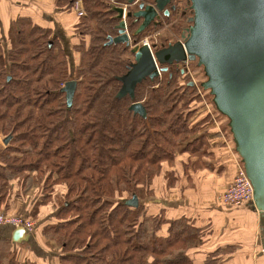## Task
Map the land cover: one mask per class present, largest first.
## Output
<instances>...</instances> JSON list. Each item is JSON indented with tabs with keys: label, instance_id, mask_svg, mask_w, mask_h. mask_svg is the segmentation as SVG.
<instances>
[{
	"label": "trees",
	"instance_id": "obj_1",
	"mask_svg": "<svg viewBox=\"0 0 264 264\" xmlns=\"http://www.w3.org/2000/svg\"><path fill=\"white\" fill-rule=\"evenodd\" d=\"M53 1L57 9L69 13L76 0ZM81 1L85 17L73 26L80 38L73 47L79 55L73 76L64 42L30 17L10 23L9 44L0 38V138L10 137L0 149L3 214L9 215L8 202L14 196L23 198L35 186L25 219H39L38 211L48 205L56 209L41 226L40 236L47 249L59 250L58 264H192L189 252L208 236V227L198 228L164 208L149 214L146 203L127 207L123 198H150L156 179L163 176L170 185L178 179L189 182L195 179L198 163L208 166L200 157L215 145L216 133L204 96L211 97L210 107L220 123L227 117L216 110L201 83L204 94H197L183 64L162 66L166 70L159 77L136 86L133 100L116 99L121 86L117 78L127 72L134 56L131 50L140 47L146 32L132 37L129 45L108 44L119 34L109 5L126 6L135 13L140 4L152 5L154 0ZM178 1L173 0L168 16H163L174 22L165 31L175 36L173 42L185 33L193 16L190 5L184 1L180 7ZM126 22L132 35L141 19L131 16ZM152 29L164 27L157 23ZM187 63L190 70L194 62ZM68 81L76 82L69 109L62 91ZM133 103L143 105L146 118L129 111ZM221 125L230 133L228 119ZM227 154L217 156L209 168L231 173ZM178 156L195 157L182 163L181 177L166 169ZM6 248L1 241L0 264H39L11 259Z\"/></svg>",
	"mask_w": 264,
	"mask_h": 264
},
{
	"label": "water",
	"instance_id": "obj_2",
	"mask_svg": "<svg viewBox=\"0 0 264 264\" xmlns=\"http://www.w3.org/2000/svg\"><path fill=\"white\" fill-rule=\"evenodd\" d=\"M187 1L193 12L189 19L191 26L179 41L158 49L153 55L145 45L134 47L127 72L117 78L121 86L116 99L128 96L133 100L136 86L146 79H156L158 69L166 70L162 66L197 61L206 78L201 87L210 91L216 110L229 120L235 152L254 190L253 207L264 216V0ZM172 2L154 0L152 5L140 4L135 13L126 11L125 16L123 7L109 5V11L118 21L119 34L110 38L108 44L129 45L132 37L151 24L156 25L161 15L168 16L167 7ZM131 16L141 19V24L128 35L124 18ZM75 89V81L63 86L68 109ZM129 111L146 118L141 103H133ZM9 141L10 137H6L3 145ZM124 205L137 208V196L124 201ZM28 235L24 228H15L12 241L26 242Z\"/></svg>",
	"mask_w": 264,
	"mask_h": 264
},
{
	"label": "crops",
	"instance_id": "obj_3",
	"mask_svg": "<svg viewBox=\"0 0 264 264\" xmlns=\"http://www.w3.org/2000/svg\"><path fill=\"white\" fill-rule=\"evenodd\" d=\"M53 2V0H30L26 3H14L9 0H0V36L5 37L10 23L25 16L30 17L35 24L49 28L53 35L70 34L76 18L72 12L66 13L57 9ZM211 118V129L216 133L213 135L215 145H211L214 150L209 148L206 151L209 155L200 157V161L208 166L198 163L194 170L193 181L186 182L178 179L175 184L170 185L163 176L156 179L154 183L158 180L162 181V188L159 191L156 190L153 183V196L147 199L149 202L145 206L149 214H156L160 208H164L166 211L170 210L174 217L184 216L188 222H192L198 228H209L208 236L189 252L192 264H264V216L249 205L232 209L218 200V196L230 180L231 173L218 174L214 168H209L217 161V156L227 151L217 132V128L223 130L221 125L223 121L220 123L215 116ZM2 141L3 139L0 138V149L4 146ZM228 158L227 154L226 160ZM187 159L195 161V157H176L175 166L181 173L182 163ZM174 168L166 169L172 171ZM189 171L192 170L184 172L189 173ZM174 176L181 177L175 174ZM12 190H16V187ZM157 197L156 202L152 201ZM34 199L35 194L31 190L23 198L14 196L8 202L9 215L25 218L29 213L28 203H33ZM3 207L4 205L1 204L0 214L4 213ZM55 212L56 209L48 205L40 219H26L31 223L34 222L35 225L26 242H13L12 235L15 228L10 225H0V242L7 243L5 255L17 261L31 259L39 264H58V253L56 250L47 249L40 236L41 226L44 222L50 221ZM27 262L29 261L25 263Z\"/></svg>",
	"mask_w": 264,
	"mask_h": 264
},
{
	"label": "built area",
	"instance_id": "obj_4",
	"mask_svg": "<svg viewBox=\"0 0 264 264\" xmlns=\"http://www.w3.org/2000/svg\"><path fill=\"white\" fill-rule=\"evenodd\" d=\"M18 2L26 3L30 0H16ZM139 0H136L134 4L138 3ZM124 8V16L127 11V7L123 6ZM72 14L76 19H81L85 17V11L83 9V4L81 0H77L72 5ZM125 26H126V19L124 18ZM127 32V26L125 29ZM158 38V34L153 35V40ZM156 41L153 43L149 40L148 37L142 40V45H145L149 48L151 54L153 55L156 51ZM185 64L187 72L189 71V67ZM158 75H160L158 69ZM194 84V83H193ZM200 93V91H199ZM210 114V113H209ZM217 132L219 137L222 138L226 152L228 153V162L230 163V167L232 168L231 177L228 181L226 188L223 192L220 193L218 196V200L221 204L225 206H233V207H244L246 205H253V195L254 190L253 187L247 178L243 164L237 153L235 152V147L232 140L228 139L225 134L222 133L221 129L217 128ZM0 225H10L14 228H24L26 231L31 233L34 230V226L30 221H27L24 217L21 216H11V215H4L0 214Z\"/></svg>",
	"mask_w": 264,
	"mask_h": 264
},
{
	"label": "rangeland",
	"instance_id": "obj_5",
	"mask_svg": "<svg viewBox=\"0 0 264 264\" xmlns=\"http://www.w3.org/2000/svg\"><path fill=\"white\" fill-rule=\"evenodd\" d=\"M184 1H186V3L188 4V1L187 0H179L178 1V3H177V6H180V7H182V5H185V3H184ZM54 3V2H53ZM84 9V8H83ZM77 23V19L75 20V23H74V25ZM158 23H160V24H162V26L164 27V29H162V30H159V31H153V29H152V27H153V25L151 26H149V27H147V28H149L148 29V31H147V28L143 31V32H146L145 34H144V36H142V38H140L141 40H140V46L142 45V40L144 39V38H146V37H148L149 38V40L153 43L154 41H156V44L154 45V46H156V51L158 50V49H160V46H163V45H166V44H169L168 42L170 41V40H173L174 38H175V36L174 35H172V34H165V31H166V29L168 28L167 26L168 25H170V26H172V25H174L173 23V20L171 19L170 20V22L168 21V22H166L164 19H163V15H161V18H160V20H159V22ZM172 24V25H171ZM126 26H127V22H126ZM169 26V27H170ZM1 29V28H0ZM70 32V31H69ZM65 33V32H64ZM127 34L128 35H130L129 33H128V31H127ZM155 34H158V38H156V40H153V35H155ZM118 36V35H117ZM52 37H57V39H58V42H64V44H65V53H66V55H68V57H69V61H68V64H69V67H68V72L69 73H71V74H69V76H73V71H74V67L78 64V59H79V55L78 54H76L75 52H73V47L75 46V45H77L78 43H79V40H80V38L79 37H77L75 34H74V32L72 31L70 34H67L66 35V33H65V36L64 35H62V34H60L59 36H56V35H53V32H52ZM51 37V38H52ZM66 37V38H65ZM0 38H1V41L3 40V44H9V40H8V32H7V34H6V36L5 37H1L0 36ZM132 39V38H131ZM173 42V41H172ZM176 42V41H175ZM188 78L192 81V83H194L195 85V87H196V91H197V94L198 95H200V96H202L204 93H203V91H202V89L199 87V84L200 83H204L205 81H206V78L204 77V73H203V69L201 68V67H198L197 66V61H195L194 63H193V66H192V68H190V70L188 71ZM67 77H68V75H67ZM197 89H201V92L199 93L198 92V90ZM203 98V97H202ZM212 98H213V96H212ZM209 102H211V97L209 96V94L208 95H206V96H204V98H203V103L205 104V106H207L208 107V109L207 110H205V111H207L208 113H210L209 115L210 116H214L215 114H217L216 112H215V110H214V108L213 107H210L211 105H210V103ZM218 115V114H217ZM222 121L223 122H227V119H225V121H224V119H222ZM225 125V124H224ZM222 131V133L223 134H225V136L228 138V139H230V140H232V142H233V138L231 137L232 136V134L231 133H229V131H228V128L226 129V130H221ZM226 133H228V134H226ZM2 139V138H1ZM2 144H3V141H2ZM234 147V146H233ZM193 157V156H192ZM189 163H191V162H189ZM196 163H198V162H196ZM196 163L194 162L193 164L194 165H196ZM170 167H172V168H174V170H172V171H169V173L170 172H172V173H174L175 175H180L181 176V172L179 171V170H177V168H176V166H175V164H173V165H171ZM165 179V178H164ZM198 179V178H197ZM161 182L162 181H156L155 183H154V186L156 187V190H160L161 188H162V184H161ZM35 186H32L31 187V191H32V193L33 194H35L36 195V193H37V189H36V187L34 188ZM30 191H28V193H29ZM160 192H162V191H160ZM19 193V192H18ZM28 196V195H27ZM127 196H125L124 198H123V200H128V199H130L131 198V196L130 197H128V198H126ZM147 199H149V197H144V198H138V202L139 203H147V202H149V200H147ZM156 199H158V197L157 198H154L152 201H154V202H156L157 200ZM251 207L253 208V209H255L254 207H253V205H251ZM44 212V209L42 208V209H40L39 211H38V213L39 214H42ZM44 215V214H43ZM12 216V215H11ZM42 216H40V218H41ZM39 218V219H40ZM33 225H34V222L32 223ZM57 253H59V250H57L56 251ZM20 262H22V263H25L26 261H34V260H31V259H29V260H26V261H23L22 259H20L19 260Z\"/></svg>",
	"mask_w": 264,
	"mask_h": 264
},
{
	"label": "bare ground",
	"instance_id": "obj_6",
	"mask_svg": "<svg viewBox=\"0 0 264 264\" xmlns=\"http://www.w3.org/2000/svg\"><path fill=\"white\" fill-rule=\"evenodd\" d=\"M76 1H77V0H76ZM74 2H75V1H74ZM74 2H73V3H74ZM72 5H73V4H72ZM70 12H72V6H71V11H70ZM151 25H152V24H151ZM190 26H191V24H190ZM190 26H189V27H190ZM189 27H188V28H189ZM179 40H180V39H178L177 41H179ZM172 41H173V40H170V41L168 42V43H169L168 45L175 43V41H174V42H172ZM177 41H176V42H177ZM164 48H165V47H164ZM157 69H158V68H157ZM159 72H160V71H159ZM160 75H161V72H160ZM160 75H158V77H159ZM227 119H228V118H227ZM228 121H229V120H228Z\"/></svg>",
	"mask_w": 264,
	"mask_h": 264
}]
</instances>
